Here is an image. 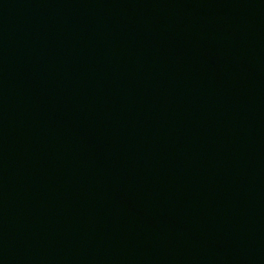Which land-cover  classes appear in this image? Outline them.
<instances>
[{
  "label": "water",
  "instance_id": "95a60500",
  "mask_svg": "<svg viewBox=\"0 0 264 264\" xmlns=\"http://www.w3.org/2000/svg\"><path fill=\"white\" fill-rule=\"evenodd\" d=\"M0 264H264V0H0Z\"/></svg>",
  "mask_w": 264,
  "mask_h": 264
}]
</instances>
